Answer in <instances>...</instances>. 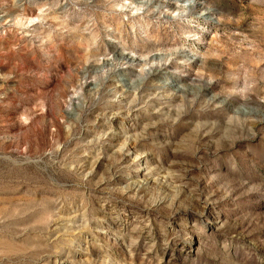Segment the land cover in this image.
<instances>
[{
	"label": "rangeland",
	"instance_id": "obj_1",
	"mask_svg": "<svg viewBox=\"0 0 264 264\" xmlns=\"http://www.w3.org/2000/svg\"><path fill=\"white\" fill-rule=\"evenodd\" d=\"M194 1L0 0V264H264V0Z\"/></svg>",
	"mask_w": 264,
	"mask_h": 264
},
{
	"label": "bare ground",
	"instance_id": "obj_2",
	"mask_svg": "<svg viewBox=\"0 0 264 264\" xmlns=\"http://www.w3.org/2000/svg\"><path fill=\"white\" fill-rule=\"evenodd\" d=\"M176 1V0H175ZM175 3V2H174ZM177 3V2H176ZM203 5V4H201ZM197 1H194L193 0V4L190 5L188 8H186L188 11H194L195 9H198L200 6H201ZM202 7V6H201ZM182 12L186 13L185 10H183ZM211 15V12L209 10H206V11H202L200 13V15L198 17H201L203 19H206L208 18L209 16Z\"/></svg>",
	"mask_w": 264,
	"mask_h": 264
}]
</instances>
